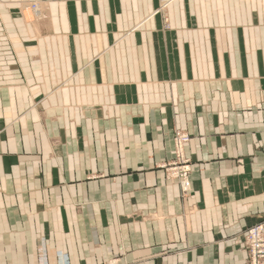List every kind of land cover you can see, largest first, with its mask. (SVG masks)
Instances as JSON below:
<instances>
[{
  "label": "crops",
  "instance_id": "obj_1",
  "mask_svg": "<svg viewBox=\"0 0 264 264\" xmlns=\"http://www.w3.org/2000/svg\"><path fill=\"white\" fill-rule=\"evenodd\" d=\"M159 4L0 0V264H247L264 0ZM175 128L185 196L157 165Z\"/></svg>",
  "mask_w": 264,
  "mask_h": 264
},
{
  "label": "built area",
  "instance_id": "obj_2",
  "mask_svg": "<svg viewBox=\"0 0 264 264\" xmlns=\"http://www.w3.org/2000/svg\"><path fill=\"white\" fill-rule=\"evenodd\" d=\"M170 0H167L168 2ZM165 2L164 5L167 3ZM161 5V4H160ZM264 130V129H263ZM175 140V146L172 151L173 158H176L182 166L173 164L170 169V177L167 178L169 181L174 180L180 184L182 194H186L190 191V179L189 174L192 171L190 164L189 155L186 147L190 140V135L186 131L175 130L172 134ZM244 241L247 247L248 256L247 264H264V226L262 223L254 224L248 227L244 233ZM60 264H68L67 257L65 256L64 261ZM105 264H120L115 259L109 260Z\"/></svg>",
  "mask_w": 264,
  "mask_h": 264
},
{
  "label": "rangeland",
  "instance_id": "obj_3",
  "mask_svg": "<svg viewBox=\"0 0 264 264\" xmlns=\"http://www.w3.org/2000/svg\"><path fill=\"white\" fill-rule=\"evenodd\" d=\"M37 1H33V2H29L30 3V7H32V9H34V4L36 3ZM40 4V3H39ZM41 5V4H40ZM160 5V4H159ZM159 7H161V5L159 6ZM34 10H36V9H34ZM264 129V128H263ZM175 130H180V129H173V133L175 132ZM182 131H186V130H182ZM187 132V131H186ZM188 133V132H187ZM189 134V133H188ZM172 150H173V137H172ZM189 159H190V164H191V166L193 167V164H192V160H191V157L189 156ZM178 161H181V160H178V159H176V158H173V156L170 158V159H167V160H164V161H160L157 165H158V168H160L162 171H163V173H164V178L166 179V180H168L167 178H169L170 177V169H171V167H173V164H175V165H178V166H182L183 164H178V163H180V162H178ZM191 167V168H192ZM178 184V186H179V190H180V194L182 195V196H185V194H182V190H181V187H180V184L179 183H177ZM261 223V222H260ZM260 223H258V224H260ZM247 229V228H246ZM245 229V230H246ZM244 233H245V231H244ZM244 233H243V236H244ZM245 237V236H244ZM244 247H245V250L247 251V247H246V245H245V241H244ZM247 255H248V251H247ZM117 262H119L120 264H122L119 260H117V259H115ZM108 261H103V262H100L99 264H105V263H107ZM60 264V263H59Z\"/></svg>",
  "mask_w": 264,
  "mask_h": 264
},
{
  "label": "bare ground",
  "instance_id": "obj_4",
  "mask_svg": "<svg viewBox=\"0 0 264 264\" xmlns=\"http://www.w3.org/2000/svg\"><path fill=\"white\" fill-rule=\"evenodd\" d=\"M166 1H167V0H159V3L161 4V7H160V12H161V13L165 10L166 6H167L168 4H171L174 0H170V1H168V2H166ZM165 2L167 3L166 5H164ZM40 4H41V2H40ZM40 4L38 3V4H37V7L41 8V6H42L43 4H41V5H40ZM35 6H36V3L34 4V9L36 8ZM28 7H29L30 10L33 11L32 7H30V4L28 5ZM28 12H29V11H28ZM26 16L29 18V15L27 14V12H26ZM174 146H175V140L173 139V148H174Z\"/></svg>",
  "mask_w": 264,
  "mask_h": 264
}]
</instances>
